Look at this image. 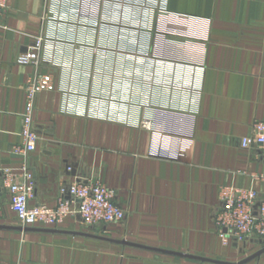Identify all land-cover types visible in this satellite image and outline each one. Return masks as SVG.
<instances>
[{
  "label": "crops",
  "instance_id": "crops-1",
  "mask_svg": "<svg viewBox=\"0 0 264 264\" xmlns=\"http://www.w3.org/2000/svg\"><path fill=\"white\" fill-rule=\"evenodd\" d=\"M0 26V264H264V239L223 246L221 187L264 200V161L244 146L264 121V0H6ZM42 37L37 68L16 64ZM38 140L20 146L25 84ZM32 177L29 206L99 183L121 221L76 215L22 230L5 170ZM126 244H122V243ZM188 255L204 260L176 256ZM249 259V260H248ZM213 261V262H212ZM246 261V262H244Z\"/></svg>",
  "mask_w": 264,
  "mask_h": 264
},
{
  "label": "built area",
  "instance_id": "built-area-1",
  "mask_svg": "<svg viewBox=\"0 0 264 264\" xmlns=\"http://www.w3.org/2000/svg\"><path fill=\"white\" fill-rule=\"evenodd\" d=\"M6 0H0V26L6 11ZM43 48L42 37L32 40L31 48L16 58V64L37 68L40 63V52ZM53 78L50 74H35L25 84L24 110L21 115L20 146L12 148L15 155H26L34 151L38 140L33 129L35 99L44 91L54 90ZM251 136L244 146L253 147L264 161V121H255L251 126ZM24 182H17L5 170L3 184L9 193V205L21 227L56 226L66 217L76 215L83 225H109L121 221L123 210L113 202L115 193L106 186L95 183H72L60 189L57 206H29L32 198V177L23 167ZM255 179L264 181V173L255 175ZM219 209L214 218L217 237L223 246L241 243L250 237L264 239V200L252 190H242L234 187H221L218 193Z\"/></svg>",
  "mask_w": 264,
  "mask_h": 264
},
{
  "label": "water",
  "instance_id": "water-1",
  "mask_svg": "<svg viewBox=\"0 0 264 264\" xmlns=\"http://www.w3.org/2000/svg\"><path fill=\"white\" fill-rule=\"evenodd\" d=\"M22 230H29L28 228H24V227H22L21 228ZM122 244H126V243H122ZM264 251V249H262L260 252H258V253H256L253 257H251V259L252 258H254V257H256V256H258L260 253H262ZM171 254H175L176 256H180V257H186V258H189V259H198V260H204V259H200V258H196V257H191V256H188V255H180V254H176V253H171ZM249 260V259H248ZM213 262V261H212ZM244 262H246V261H244ZM215 263H218V264H226V263H220V262H215ZM243 263V262H242ZM241 263V264H242Z\"/></svg>",
  "mask_w": 264,
  "mask_h": 264
}]
</instances>
